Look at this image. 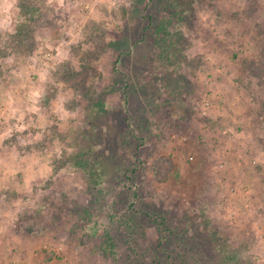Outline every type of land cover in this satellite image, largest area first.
<instances>
[{"label": "rangeland", "instance_id": "374dc122", "mask_svg": "<svg viewBox=\"0 0 264 264\" xmlns=\"http://www.w3.org/2000/svg\"><path fill=\"white\" fill-rule=\"evenodd\" d=\"M161 4L0 0V264H264V0Z\"/></svg>", "mask_w": 264, "mask_h": 264}, {"label": "trees", "instance_id": "16d2710c", "mask_svg": "<svg viewBox=\"0 0 264 264\" xmlns=\"http://www.w3.org/2000/svg\"><path fill=\"white\" fill-rule=\"evenodd\" d=\"M162 2V1H160ZM175 2V0H165V5L161 4L160 5V9L166 12V17L169 16H173V15H178L176 17L177 21L183 20V13L184 10L188 9V7L184 6V8L181 9H174L173 8V3ZM183 5V4H182ZM185 5V4H184ZM163 11H161V13H163ZM170 25H168L167 21L165 20H161L160 23L157 24L156 26V32L157 33H140V36L138 39H140L141 41H143V43L145 44V46L148 48V51L150 53H152V58L151 61H156L157 63L161 64L162 66H164V68L166 70H169L170 68L174 67L173 64L171 63L172 60L174 59V62H176L177 60H175L177 57V55H182L183 50L185 49V47L181 46V40L183 38V33H169L168 31V27ZM135 45V42H134ZM155 51V52H154ZM143 60V59H141ZM146 61H150L149 59L146 58ZM144 65H146V62L143 61ZM177 65H179L178 62H176ZM175 69V68H174ZM135 72V71H133ZM168 73V71H167ZM165 73V74H167ZM135 74H137L135 72ZM134 74V75H135ZM149 87L151 88V90L149 89L150 93L154 96L152 97L150 95V98H160L163 95V87L162 84L160 85H152L150 83ZM127 85V83H126ZM147 85V84H146ZM140 89L143 88V86L148 89V86H145L143 82L140 83ZM142 90V89H141ZM125 98V96H124ZM82 147V146H81ZM85 149V147H84ZM82 151V150H81ZM83 152V151H82ZM80 152L77 156H76V160L77 162H83L85 159H83L82 161H78L79 158L83 157V153ZM83 164V163H81ZM162 217V222H164V220L166 221V214ZM190 227L189 223H188V227H180L179 225H176L175 228L171 229L169 232V237H167L166 242L168 244H173V248L174 251L171 250V246L169 245V247L164 248V246L161 245V250L162 252H165L164 256H170L173 255V252H175L176 256H178L180 259H182L180 264H201L200 259L199 258H194L196 257V255H198L200 253V246L201 243L198 241V239H196L193 235H187L188 234V228ZM165 242V244H166ZM159 244H157V247L159 248L160 246H158ZM157 247L155 248V258L157 259V252L159 250H157ZM195 255V256H194ZM154 256V255H153ZM189 259H188V257ZM191 260V262H190ZM203 264V262H202Z\"/></svg>", "mask_w": 264, "mask_h": 264}, {"label": "built area", "instance_id": "2783aa9c", "mask_svg": "<svg viewBox=\"0 0 264 264\" xmlns=\"http://www.w3.org/2000/svg\"><path fill=\"white\" fill-rule=\"evenodd\" d=\"M211 104H212L211 100L208 97L202 98L201 99V107H200L201 114L208 115L209 114V108H210ZM221 167H222V164L219 163L218 167L213 170L214 176H216V172L218 171L217 169L221 168Z\"/></svg>", "mask_w": 264, "mask_h": 264}]
</instances>
